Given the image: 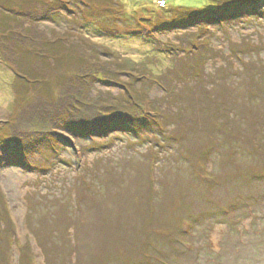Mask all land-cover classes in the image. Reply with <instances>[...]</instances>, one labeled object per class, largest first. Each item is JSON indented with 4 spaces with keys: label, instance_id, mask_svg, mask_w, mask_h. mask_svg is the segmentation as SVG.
Here are the masks:
<instances>
[{
    "label": "rangeland",
    "instance_id": "rangeland-1",
    "mask_svg": "<svg viewBox=\"0 0 264 264\" xmlns=\"http://www.w3.org/2000/svg\"><path fill=\"white\" fill-rule=\"evenodd\" d=\"M63 1L0 0V264H264V0Z\"/></svg>",
    "mask_w": 264,
    "mask_h": 264
},
{
    "label": "trees",
    "instance_id": "trees-1",
    "mask_svg": "<svg viewBox=\"0 0 264 264\" xmlns=\"http://www.w3.org/2000/svg\"><path fill=\"white\" fill-rule=\"evenodd\" d=\"M61 2L64 3L65 1L61 0ZM213 2L214 3H212V4L209 3L205 7H202L200 9L188 10V11L185 10L184 13H188V15H189L187 19L190 20V21H192V20L193 21H204V22H207L209 24L211 23V20L212 19H214V21L215 20L217 21L218 19L221 18V16L223 14H225L227 12V8L224 5L217 4L216 1H213ZM65 4H66V6L64 5V7L69 8V9L72 8L70 6L71 3H68V5H67V3H65ZM42 5H43L42 3L41 4H38L37 8H40V6H42ZM217 12H218V14H222V15H219V17L216 19L215 18V15L217 14ZM172 14H173L174 18H173V20L170 21V24H168L167 22L163 21V24L165 23L164 25H162V23L159 22L160 25H155L154 24L155 27H159V28L161 26L162 27H171V26L175 25L176 22H177L176 21V18L178 17V14L175 13V11ZM213 15H214V18H213ZM42 16L43 15H41L40 18H43ZM210 17H211V19H210ZM151 30L152 29H148L147 31H151ZM102 31H105V33L108 36H110V37H112V36H115L116 37V36L121 35V34H129V32L131 30L129 28L128 30L125 29V31H124L123 29L122 30L121 29H113V28H110V27H107V26H102ZM120 32H123V33H120ZM20 48H21V45H19V48L18 49H20ZM48 48L49 47L46 46L44 48V50H42V53L41 52H38L37 54H34V53L32 54V50L30 51L29 49H25V48H24V50L23 49H20V50L22 51L23 55H25L27 57H30L32 55H35L36 57H38V58H36L37 59V62H42V61L43 62H46L47 61L48 62V65L47 66L50 67V68L55 67L54 65H56L57 63L63 65L64 64L63 61L60 60L62 58V56H63L62 53L60 54V56H58V54H57V53H60L62 50L59 49V48H55V50H56L57 53H55L53 51L55 54L53 55L54 58L51 59V52L52 51L51 50H48ZM48 55L50 56V58H46V56H48ZM131 67H132V65H131ZM132 69H133V67H132ZM24 73L25 74H28L27 71L26 72L24 71ZM29 76L34 77L35 74L32 73ZM150 106L152 107V105H150ZM153 108H154V106H153ZM148 114L149 113H146L145 112L143 115L140 116V118H139V121H140L139 124H142V125L146 126L148 124L158 123L157 122L158 119H155L153 121V119L151 117H148ZM107 116L108 117L106 118V120L104 122H102V121L99 122V125H101V127H104L107 130L106 132H109L110 131V128H111V125H112V121H113L114 118L117 117L116 119H122L123 120L122 115L121 116L120 115H116V117L114 116V118H112L110 115H107ZM87 124L89 125V122L88 121H86V122H79V123L78 122H73L72 123V126L74 128H76V130H78V131H84L85 130V131H88V133L90 134L92 132V130H90L88 128ZM158 124H160V123H158Z\"/></svg>",
    "mask_w": 264,
    "mask_h": 264
},
{
    "label": "built area",
    "instance_id": "built-area-1",
    "mask_svg": "<svg viewBox=\"0 0 264 264\" xmlns=\"http://www.w3.org/2000/svg\"><path fill=\"white\" fill-rule=\"evenodd\" d=\"M158 4L160 5L161 8H164L166 6V0H159Z\"/></svg>",
    "mask_w": 264,
    "mask_h": 264
}]
</instances>
